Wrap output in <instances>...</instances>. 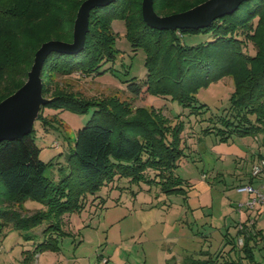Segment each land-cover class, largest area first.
I'll return each mask as SVG.
<instances>
[{"label":"trees","instance_id":"16d2710c","mask_svg":"<svg viewBox=\"0 0 264 264\" xmlns=\"http://www.w3.org/2000/svg\"><path fill=\"white\" fill-rule=\"evenodd\" d=\"M83 1L0 0V102L25 83L44 42L73 41ZM205 1L154 0V9L159 15H168ZM118 18L124 20L131 44L146 51V78L141 82L132 78L128 83L134 95L145 91L167 97L197 115L207 110L206 104L198 101L197 92L231 76L235 90L229 106L208 120L204 132H216L222 140L254 135L264 146V0H246L206 27L176 30L149 26L142 15V0H116L95 7L90 13L84 48L77 53L51 52L41 71L43 95L49 100L37 120L46 129L57 120L45 113L46 108L79 113L93 109L77 132L70 156L71 172L58 180L46 174L52 161L41 159L34 127L21 138L0 143V233L9 228L42 226L44 240L31 255L58 250L59 237L69 234L64 227L65 216L81 212L89 195L115 180L156 182L165 193L188 197L192 184L176 172L184 155L181 114L173 123L160 108L139 107L134 111L129 102L117 96L87 98L60 86L52 91L56 76L100 74L106 63L116 59L119 51L112 21ZM185 33H206L211 39L186 45L182 42ZM248 41L256 47L255 54L245 50ZM256 178L251 174L247 184H253ZM28 199L43 207L30 215L18 214L13 206L23 208ZM262 234L261 229L253 233L248 227L240 228L236 235L227 233L225 246L231 245L229 250L201 251L204 258H193L188 264H262L255 253L256 237Z\"/></svg>","mask_w":264,"mask_h":264},{"label":"rangeland","instance_id":"374dc122","mask_svg":"<svg viewBox=\"0 0 264 264\" xmlns=\"http://www.w3.org/2000/svg\"><path fill=\"white\" fill-rule=\"evenodd\" d=\"M112 28L119 54L101 68L104 72L89 76L79 72L58 75L52 91L60 86L87 98L117 96L129 102L134 111L139 107L160 108L173 123L176 115L181 114L179 118L185 125L184 155L176 172L195 187L188 188L185 198L163 192L156 182L115 180L97 194L89 195L81 212L65 216L64 227L69 234L59 237L58 250L30 254L44 240L42 226L9 228L0 233V264H98L102 258L108 259L107 264H188L193 258H204L201 251L229 250L231 245L225 246L227 230L230 229V235H236L238 221L253 233L263 231L256 237L255 253L264 264V208L261 207L264 204L254 209V216L247 218L248 192L237 190L240 178L248 177L253 165L261 161L260 153L264 155L261 139L254 135H234L222 140L216 132H204L208 120L221 115L229 106L235 90L233 78L226 76L213 81L197 92L198 101L207 107L197 115L167 97L145 91L136 96L129 90L128 83L132 78L138 82L146 78V51L131 44L124 20L114 19ZM210 39L211 35L206 33L182 36L186 45ZM245 50L256 53L251 41ZM45 113L57 120L52 121L48 129L37 120L34 136L41 147V159L52 161L46 174L58 180L71 172L70 156L77 132L89 120L93 109L79 113L46 108ZM252 185L259 187L257 183ZM41 207L42 203L30 199L23 208L13 206L22 215L33 214ZM242 242L239 240L240 246Z\"/></svg>","mask_w":264,"mask_h":264},{"label":"water","instance_id":"95a60500","mask_svg":"<svg viewBox=\"0 0 264 264\" xmlns=\"http://www.w3.org/2000/svg\"><path fill=\"white\" fill-rule=\"evenodd\" d=\"M116 0H84L74 24L72 42L49 40L35 54L34 63L26 82L13 94L0 102V143L21 138L31 132L42 106L49 99L43 95L41 76L44 61L53 51L77 53L84 48L89 31L91 10L107 6ZM246 0H207L189 10L169 15H159L154 9V0H142V15L145 22L156 29H200L215 19L235 11Z\"/></svg>","mask_w":264,"mask_h":264},{"label":"built area","instance_id":"2783aa9c","mask_svg":"<svg viewBox=\"0 0 264 264\" xmlns=\"http://www.w3.org/2000/svg\"><path fill=\"white\" fill-rule=\"evenodd\" d=\"M252 175L262 180L259 187H256L252 184H246L238 187L237 190L241 192H248L252 195L247 205L251 208H254L257 205L264 204V159H261L259 163L253 165ZM107 263L108 259L102 258V260L98 264Z\"/></svg>","mask_w":264,"mask_h":264},{"label":"crops","instance_id":"0c3cea01","mask_svg":"<svg viewBox=\"0 0 264 264\" xmlns=\"http://www.w3.org/2000/svg\"><path fill=\"white\" fill-rule=\"evenodd\" d=\"M260 154H261V153H260ZM254 158H255V157L253 156V159H254ZM252 168H253V167H252ZM251 174H252V173H250L248 177H246V176L241 177V178H240V181H239L240 184H238L237 186L239 187L240 185H246L247 183H249V180L251 179ZM246 178H248V179H247V182H246ZM261 181H262V180H261L260 178H256L253 184H256V183H257V186H259V185L261 184ZM194 187H195V186H194V184H193V185H191V187H190L189 189H193ZM238 187H237V188H238ZM239 192H241V191H239ZM244 193H245V192H244ZM246 193H247V192H246ZM187 196H188V193H187ZM251 197H252V195L248 193V201H249V199H250ZM248 201H247V202H248ZM246 204H247V203H246ZM241 206H242V204H241ZM247 206H248V205H247ZM259 206H260V205H257L255 208H252V209H250L249 206H248V207L246 208V211H247V218H248V217L251 218L252 216H254V214H255V213H254V212H255L254 209H258ZM261 207L264 208V205H263V206L261 205ZM246 224H247V223H246ZM235 227L237 228V231H236V234H237V232H238V230H239L240 228H244V225H243V223H241L240 221H238V222H236ZM227 233H230V229L227 230Z\"/></svg>","mask_w":264,"mask_h":264}]
</instances>
